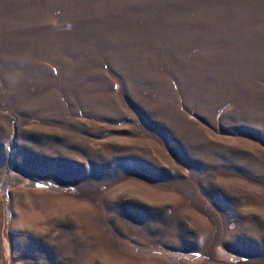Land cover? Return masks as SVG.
<instances>
[{"label": "rangeland", "instance_id": "374dc122", "mask_svg": "<svg viewBox=\"0 0 264 264\" xmlns=\"http://www.w3.org/2000/svg\"><path fill=\"white\" fill-rule=\"evenodd\" d=\"M0 264H264V0H0Z\"/></svg>", "mask_w": 264, "mask_h": 264}, {"label": "trees", "instance_id": "16d2710c", "mask_svg": "<svg viewBox=\"0 0 264 264\" xmlns=\"http://www.w3.org/2000/svg\"><path fill=\"white\" fill-rule=\"evenodd\" d=\"M3 200L5 199V196H2ZM4 207L6 208V204H4Z\"/></svg>", "mask_w": 264, "mask_h": 264}]
</instances>
